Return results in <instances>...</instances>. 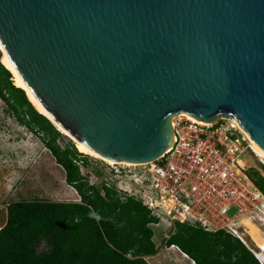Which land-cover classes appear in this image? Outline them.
I'll return each mask as SVG.
<instances>
[{"label":"water","instance_id":"95a60500","mask_svg":"<svg viewBox=\"0 0 264 264\" xmlns=\"http://www.w3.org/2000/svg\"><path fill=\"white\" fill-rule=\"evenodd\" d=\"M0 43L55 128L105 160L158 159L180 114L235 117L264 152V0H0Z\"/></svg>","mask_w":264,"mask_h":264},{"label":"trees","instance_id":"16d2710c","mask_svg":"<svg viewBox=\"0 0 264 264\" xmlns=\"http://www.w3.org/2000/svg\"><path fill=\"white\" fill-rule=\"evenodd\" d=\"M2 55L0 99L20 125L40 136L80 202L9 203L6 223L0 228V264H148L145 259L157 254L149 227L157 220L140 202L121 201L111 189H104L102 196L97 186L87 183L75 164L79 157H87L79 155L73 144L59 145L63 135L34 108L26 92L15 86L12 74L1 63ZM248 175L264 193V177L254 170ZM91 212L101 219L91 218ZM166 245L176 246L193 264H259L230 235L206 233L185 224H176Z\"/></svg>","mask_w":264,"mask_h":264},{"label":"built area","instance_id":"2783aa9c","mask_svg":"<svg viewBox=\"0 0 264 264\" xmlns=\"http://www.w3.org/2000/svg\"><path fill=\"white\" fill-rule=\"evenodd\" d=\"M171 125L174 143L161 157L134 166L101 160L91 186H100L102 196L111 189L121 201L140 202L156 225L165 222L174 232L176 224L224 232L264 264V250L260 245L251 249L240 232L247 221L261 229L264 239V194L243 165L252 150L247 136L229 116L206 123L178 115ZM75 164L83 178L89 176L81 172L89 165L82 157Z\"/></svg>","mask_w":264,"mask_h":264},{"label":"rangeland","instance_id":"374dc122","mask_svg":"<svg viewBox=\"0 0 264 264\" xmlns=\"http://www.w3.org/2000/svg\"><path fill=\"white\" fill-rule=\"evenodd\" d=\"M59 132L63 135L58 139L62 148L72 144L75 147L73 139ZM76 151L87 157L83 160L89 165L81 172L83 175L89 174L84 177L89 185L94 184L92 173L100 167L101 159ZM243 165L248 173L254 170L264 177V159L256 156L252 150L244 155ZM98 189L102 191L100 186ZM33 200L79 203L80 197L67 183L65 171L55 162L40 136L20 125L15 114L0 99V228L6 223L9 203ZM234 213L235 209H232L229 214L232 216ZM149 227L154 232L152 240L157 254L145 259L148 264H193L177 249L171 250L166 245V241L175 234L173 228L165 222L151 224ZM240 232L254 251L258 250L257 245L263 244L261 229L253 223L244 222Z\"/></svg>","mask_w":264,"mask_h":264},{"label":"bare ground","instance_id":"6f19581e","mask_svg":"<svg viewBox=\"0 0 264 264\" xmlns=\"http://www.w3.org/2000/svg\"><path fill=\"white\" fill-rule=\"evenodd\" d=\"M0 50L1 52L3 53V56L1 58V63L2 65L12 74L13 76V81H14V84L16 87L20 88V89H23L25 92H26V95L29 99V101L33 104L34 108L42 115H44L46 118L48 119H51L50 116L48 115V113L45 111V109L42 107V105L40 104V102L36 99V97L33 95V93L30 91V89L26 86V84L24 83L23 79L20 77L19 73L17 72L16 68L14 67L12 61L10 60V58L8 57L7 53L4 51L1 43H0ZM180 115H183V116H186L188 117L189 119H192V120H196L194 118H192L191 116H188L186 114H180ZM220 117L222 116H217L215 117L211 123H215L218 119H220ZM238 128L240 129L241 132H243L247 138L249 139L250 141V145H251V149L252 151L255 153L256 156L264 159V152H262L260 149H258L254 143L252 142V140L250 139V137L248 136V134L246 133V131L244 130V128L242 127V125L240 124V122L235 118V117H232ZM173 119V116H169L167 118V122L170 124V122L172 121ZM57 129L59 131H61L63 134H67L68 133L62 129L61 127H59L58 125H56ZM69 136V135H68ZM71 139H73V142L75 143V147L76 149L80 152V153H84V154H87V155H90L94 158H97V159H101V160H104L108 163H115V162H112V161H108V160H105L101 157H99L98 155H96L95 153H93L90 149H88L87 147H85L83 144L79 143L76 139H74L73 137L69 136ZM124 165H126V163H123ZM131 166H134L135 164H129ZM261 248L264 250V245L263 244H260ZM187 258V257H186Z\"/></svg>","mask_w":264,"mask_h":264},{"label":"clouds","instance_id":"9594fccd","mask_svg":"<svg viewBox=\"0 0 264 264\" xmlns=\"http://www.w3.org/2000/svg\"><path fill=\"white\" fill-rule=\"evenodd\" d=\"M90 217L91 218H94L97 221H99L101 219V217L97 213H95V212H91L90 213Z\"/></svg>","mask_w":264,"mask_h":264},{"label":"crops","instance_id":"0c3cea01","mask_svg":"<svg viewBox=\"0 0 264 264\" xmlns=\"http://www.w3.org/2000/svg\"><path fill=\"white\" fill-rule=\"evenodd\" d=\"M171 250H174V249H177L178 251H179V253L183 256V257H187L185 254H183L176 246H174V247H171L170 248ZM154 257V256H153ZM148 258H150V257H148ZM152 258V257H151ZM188 258V257H187ZM189 259V258H188ZM190 260V259H189ZM191 261V260H190Z\"/></svg>","mask_w":264,"mask_h":264}]
</instances>
